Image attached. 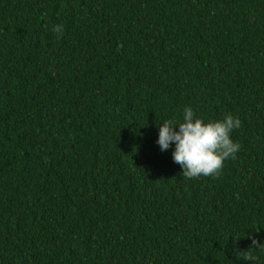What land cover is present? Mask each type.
<instances>
[{"label": "trees", "instance_id": "obj_1", "mask_svg": "<svg viewBox=\"0 0 264 264\" xmlns=\"http://www.w3.org/2000/svg\"><path fill=\"white\" fill-rule=\"evenodd\" d=\"M188 106L241 121L218 177L157 143ZM253 238L264 0H0V264H264Z\"/></svg>", "mask_w": 264, "mask_h": 264}, {"label": "clouds", "instance_id": "obj_2", "mask_svg": "<svg viewBox=\"0 0 264 264\" xmlns=\"http://www.w3.org/2000/svg\"><path fill=\"white\" fill-rule=\"evenodd\" d=\"M52 31L59 38L63 34V25H54ZM240 126V119L231 114L222 120L205 122L188 106L183 110L182 121L175 118L163 121L157 143L161 151H166L174 142L172 157L175 163L181 165L184 178L218 177L224 167V161L230 157L235 159L241 147L231 139L232 131ZM253 249L264 250V243H258L253 238L252 246L247 251L239 252L241 258L245 261H255L257 257L252 254Z\"/></svg>", "mask_w": 264, "mask_h": 264}]
</instances>
